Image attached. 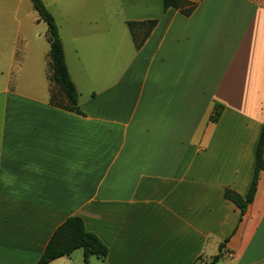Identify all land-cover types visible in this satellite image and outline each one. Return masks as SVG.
Masks as SVG:
<instances>
[{
  "label": "crops",
  "instance_id": "0c3cea01",
  "mask_svg": "<svg viewBox=\"0 0 264 264\" xmlns=\"http://www.w3.org/2000/svg\"><path fill=\"white\" fill-rule=\"evenodd\" d=\"M122 1L126 23L157 21L138 50L58 27L84 116L50 103L46 33L43 57L17 12L0 35V264H36L72 216L108 248L89 264H202L225 241L216 264H264V171L242 220L224 197L246 195L264 123V0Z\"/></svg>",
  "mask_w": 264,
  "mask_h": 264
},
{
  "label": "trees",
  "instance_id": "16d2710c",
  "mask_svg": "<svg viewBox=\"0 0 264 264\" xmlns=\"http://www.w3.org/2000/svg\"><path fill=\"white\" fill-rule=\"evenodd\" d=\"M33 9L38 15V21L47 26L46 38L50 46L49 64L51 90L50 103L68 112L84 116L79 106V92L68 71L63 43L59 35V29L53 15L45 6L43 0H31ZM163 8H174L189 17L196 6L186 0H163ZM156 20L142 22H127L128 30L133 39L135 48L138 50L149 37ZM60 100L62 102H54ZM223 105L216 103L212 122H217L222 114ZM264 171V123L260 132L255 152V167L251 181L245 196H241L231 189H226L224 197L240 210V220L243 219L248 207L254 200L260 174ZM226 241L219 246V253L202 264H216L221 259V251L225 248ZM76 250L83 251V264H89L91 257L104 260L108 248L93 233L89 232L84 220L79 216H72L60 225L52 235L43 255L36 264H49L59 258L69 256Z\"/></svg>",
  "mask_w": 264,
  "mask_h": 264
},
{
  "label": "rangeland",
  "instance_id": "374dc122",
  "mask_svg": "<svg viewBox=\"0 0 264 264\" xmlns=\"http://www.w3.org/2000/svg\"><path fill=\"white\" fill-rule=\"evenodd\" d=\"M43 2L53 15L57 26H61L63 34H65L66 31L65 25L69 22L66 20L65 16L68 17V15H73V17L70 18V22L75 24V27L78 28V32L80 31L79 29L83 31L85 29L92 30L98 28L101 31H104L106 27L108 29L112 28L111 47L113 46V53L116 52L117 45L121 44V41L124 40L125 34L127 35L126 42L129 46L131 44L127 23L124 21V16L129 17L131 15L127 14V12L124 13V5L126 2H123L122 0H43ZM15 12L18 13V17L22 20L23 26L28 29V33L23 32V36H25L28 41L33 42L34 46L32 49H34L35 56L43 57V47L45 48L47 46L44 37V34L47 31V26L43 22L38 24L33 21L38 15L33 9L31 0H0V35L2 42L8 44V42L13 41V32L16 28V24L10 17ZM76 32L77 31H74V34H76ZM37 34H39V37L35 39ZM127 43H125L126 46ZM72 47V43L69 42L67 46V55L71 70L73 71L76 69L74 64L76 61H74L75 54ZM34 52L31 56L34 55ZM104 52L106 51H82L83 55L86 56H98L99 58L97 60L101 58V54H105ZM98 65L100 68H104L105 62H100ZM97 75L100 77L102 74L99 73ZM78 84L79 87L82 88V83L78 81ZM53 101L57 103L62 102L54 99ZM76 257L77 256H73L71 260L63 258L53 264H81L79 261L75 260Z\"/></svg>",
  "mask_w": 264,
  "mask_h": 264
}]
</instances>
